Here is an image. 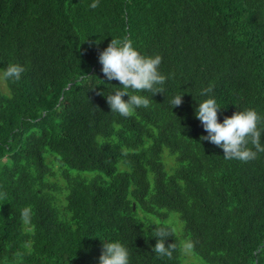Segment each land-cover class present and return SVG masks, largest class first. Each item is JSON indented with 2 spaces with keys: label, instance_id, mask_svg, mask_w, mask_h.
Returning <instances> with one entry per match:
<instances>
[{
  "label": "trees",
  "instance_id": "1",
  "mask_svg": "<svg viewBox=\"0 0 264 264\" xmlns=\"http://www.w3.org/2000/svg\"><path fill=\"white\" fill-rule=\"evenodd\" d=\"M91 3L0 0V71L25 68L0 91V264H99L111 242L129 264H182L172 229L150 220H165L162 210L178 215L204 263L264 264V152L226 160L195 118L209 98L220 123L248 109L264 117V0ZM124 37L161 56L167 77L162 94L131 93L151 103L127 118L111 112L105 96L122 86L98 60ZM159 227L176 244L171 259L152 252Z\"/></svg>",
  "mask_w": 264,
  "mask_h": 264
},
{
  "label": "clouds",
  "instance_id": "2",
  "mask_svg": "<svg viewBox=\"0 0 264 264\" xmlns=\"http://www.w3.org/2000/svg\"><path fill=\"white\" fill-rule=\"evenodd\" d=\"M99 6V0H93L89 5L91 9ZM99 63L102 65L103 76L108 81H118L122 86L117 88L115 94L105 96L111 112L127 118L134 115L135 109L149 107L151 101L149 98L138 94L142 91L151 92L152 96L157 93H163L162 86L167 77L162 75L158 69L162 63V57H146L141 55L134 47L130 38L111 39L108 46L99 54ZM25 68L10 64L0 73V81L18 82ZM212 86L201 90V95H207L212 92ZM102 95V93H98ZM104 96V95H103ZM127 96L125 102L123 97ZM172 108L182 104V96H176L172 99ZM219 106L214 98H209L199 104L195 118L200 121L207 136L200 137L201 141H208L211 144L223 150V157L226 160H238L247 163L257 158V153L264 152V146L261 144V129L259 125L264 123V117H261L254 109L237 111L231 117H225L223 122H218ZM251 144L252 148L248 145ZM253 148L255 150H253ZM21 220L24 224H30L32 218L31 206L21 210ZM157 237L152 252L158 258H172L176 250V244L165 245V239L171 235L170 231L164 227L155 229ZM195 243L187 240L183 244L185 253H192ZM99 264H129L128 249L120 242L103 243V250L99 256Z\"/></svg>",
  "mask_w": 264,
  "mask_h": 264
},
{
  "label": "rangeland",
  "instance_id": "3",
  "mask_svg": "<svg viewBox=\"0 0 264 264\" xmlns=\"http://www.w3.org/2000/svg\"><path fill=\"white\" fill-rule=\"evenodd\" d=\"M0 73H2L0 71ZM0 91L3 94L9 95V90L7 87V84L3 81H0ZM161 160L164 165V169L167 173L171 171V168L173 167V157L168 153L166 149L163 150L162 155H161ZM118 168H122V164H118ZM149 178H151L149 176ZM162 213L166 215L165 220H161L158 217H151L150 220L154 223H163L167 226H169L173 233L175 238L177 239L179 243V249H180V259L182 264H206L203 262V260L197 256L196 254L192 253H185L183 250V244L185 241H187L184 237L183 234V223L180 221L178 215L175 212L172 211H167V210H162ZM139 216H142L138 212Z\"/></svg>",
  "mask_w": 264,
  "mask_h": 264
}]
</instances>
